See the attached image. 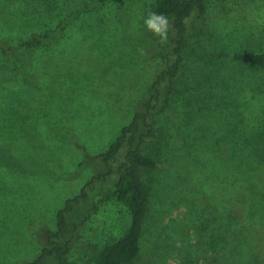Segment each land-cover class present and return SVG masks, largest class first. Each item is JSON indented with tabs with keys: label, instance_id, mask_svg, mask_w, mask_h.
<instances>
[{
	"label": "rangeland",
	"instance_id": "1",
	"mask_svg": "<svg viewBox=\"0 0 264 264\" xmlns=\"http://www.w3.org/2000/svg\"><path fill=\"white\" fill-rule=\"evenodd\" d=\"M153 4L121 0L83 14L1 87L0 148L35 174L0 168V264L35 260L58 210L93 175L87 160L151 99L166 68L144 25ZM64 11L58 0H0V22L10 19L21 33L54 27ZM187 29L177 89L148 121L154 135L144 148L158 164L145 171L150 206L135 264H264V162L231 153L258 144L254 151H264V70L230 57L264 50V0H209ZM159 89L157 109L166 91ZM130 221L123 204L103 205L73 236L72 264H95Z\"/></svg>",
	"mask_w": 264,
	"mask_h": 264
},
{
	"label": "trees",
	"instance_id": "2",
	"mask_svg": "<svg viewBox=\"0 0 264 264\" xmlns=\"http://www.w3.org/2000/svg\"><path fill=\"white\" fill-rule=\"evenodd\" d=\"M114 1L121 0H58L63 4L65 13L54 27L42 31L21 33L20 29L13 26L16 23L10 19L0 22V90L4 89L1 87L6 83L17 82L21 74L33 65L37 52L65 37L68 27L74 21L83 14L95 12ZM207 1L209 0H154L151 12L168 17L171 25L168 41L174 45L171 49L167 47V43L161 44L162 49L157 58L166 63V68L152 85L155 92L134 113L130 122L121 127L120 133L107 149L87 160L86 164L94 163L93 175L79 193L67 199L58 210L56 228L45 231V246L30 264H72L69 254L73 236L92 215L110 201L126 206L131 221L119 237L107 240L98 249L94 257L95 264L136 263L142 251V237L150 206V189L145 180V171L156 168L158 164L157 156L146 153L144 148L147 140L154 135V125L148 121L159 112L165 111L169 104V95L177 89L176 81L185 59L187 19L195 10L203 15ZM69 4L74 5L66 7ZM162 50L168 54H163ZM230 57L250 68L264 70V50L235 52ZM160 85H164L166 91L163 94L164 103L157 109L159 105L153 104V101L158 103L161 99L158 96ZM64 130L69 140L75 143L72 128L65 126ZM259 147V144L253 148L244 146L241 151L231 153L242 154V161L260 164L264 162V151H254ZM19 165L26 168V175L35 174L11 150L0 148V168H9V171L20 174Z\"/></svg>",
	"mask_w": 264,
	"mask_h": 264
},
{
	"label": "clouds",
	"instance_id": "3",
	"mask_svg": "<svg viewBox=\"0 0 264 264\" xmlns=\"http://www.w3.org/2000/svg\"><path fill=\"white\" fill-rule=\"evenodd\" d=\"M144 25L148 31L158 38L160 44L167 43L171 25L166 15L150 11L144 18Z\"/></svg>",
	"mask_w": 264,
	"mask_h": 264
}]
</instances>
